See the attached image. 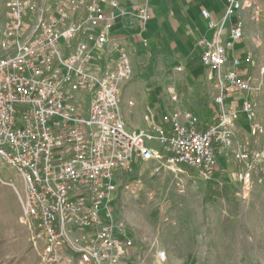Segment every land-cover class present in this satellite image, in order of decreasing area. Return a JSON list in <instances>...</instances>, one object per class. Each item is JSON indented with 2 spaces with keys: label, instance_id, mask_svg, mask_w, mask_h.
Masks as SVG:
<instances>
[{
  "label": "built area",
  "instance_id": "2783aa9c",
  "mask_svg": "<svg viewBox=\"0 0 264 264\" xmlns=\"http://www.w3.org/2000/svg\"><path fill=\"white\" fill-rule=\"evenodd\" d=\"M222 1L220 21L202 10L213 32L200 45L217 91L215 109L205 118L188 111L184 121L174 110L164 118L169 126L133 132L122 111L132 62L117 47L113 27L118 17L133 16L144 30L149 5L2 0L0 166L16 173L20 187L1 171L0 185L15 189L21 221L35 231L33 243L44 245L48 264H122L133 240L115 221L112 203L120 187L135 185L136 162H151L154 173L186 166L209 180L232 148L241 116L255 134L264 132L252 98L260 86L246 75L253 55L235 52L245 38L243 2ZM236 157L246 164L240 179L248 183L249 156Z\"/></svg>",
  "mask_w": 264,
  "mask_h": 264
},
{
  "label": "rangeland",
  "instance_id": "374dc122",
  "mask_svg": "<svg viewBox=\"0 0 264 264\" xmlns=\"http://www.w3.org/2000/svg\"><path fill=\"white\" fill-rule=\"evenodd\" d=\"M242 15L254 59L246 75L260 86L252 98L264 128V1L256 0ZM233 129V146L219 157L209 180L186 166L154 173L151 162L135 164V185L120 187L112 203L115 221L133 240L122 264H264V132L255 134L243 116ZM238 152L249 156L248 183L240 179L246 164ZM0 171L20 187L13 170ZM21 217L15 189L1 184L0 264H48L44 245L33 243L35 231Z\"/></svg>",
  "mask_w": 264,
  "mask_h": 264
},
{
  "label": "crops",
  "instance_id": "0c3cea01",
  "mask_svg": "<svg viewBox=\"0 0 264 264\" xmlns=\"http://www.w3.org/2000/svg\"><path fill=\"white\" fill-rule=\"evenodd\" d=\"M121 8L148 4L151 19L145 29L133 16L115 20L113 35L118 48L131 57L133 75L122 87V111L127 128L138 132L152 123L169 126L166 115L174 110L184 114L195 112L201 117L215 109L217 91L210 80V71L202 62L200 41L212 37L202 10H209L220 21L226 10L222 0H117ZM243 11L256 0H241ZM264 1V0H262ZM109 12V6H105ZM246 8V9H245ZM244 21V19H243ZM245 23V21H244ZM245 38L237 45V53L252 54ZM253 55V54H252ZM105 64V62H103ZM177 96V100H172ZM212 98L213 101H206ZM133 101V105H129ZM139 162H136L137 164Z\"/></svg>",
  "mask_w": 264,
  "mask_h": 264
}]
</instances>
